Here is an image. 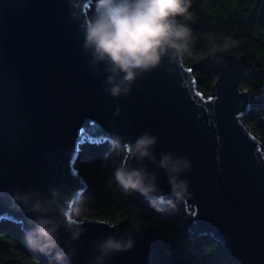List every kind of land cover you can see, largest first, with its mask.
<instances>
[{
  "label": "water",
  "instance_id": "obj_1",
  "mask_svg": "<svg viewBox=\"0 0 264 264\" xmlns=\"http://www.w3.org/2000/svg\"><path fill=\"white\" fill-rule=\"evenodd\" d=\"M93 4L0 0V223L10 222L24 234L34 214L15 206L13 193L48 195L51 187L85 193L77 170L85 145L110 147L113 134L134 142L148 131L157 137V160L162 152L175 153L192 165L181 174L190 193L179 201L187 230L219 242L233 264H264V152L243 122L251 103L239 84L244 57L230 50L218 53L223 63L211 59L218 79L209 96L199 91L192 68L165 58L129 94L113 98L103 88V65L95 75L82 47ZM144 166L156 173L159 189L171 200L165 171L150 161ZM67 223L84 232L72 241L70 231L60 228L62 245L76 249L66 264H91L93 242L126 231L135 246L109 264H151L160 241L154 227L129 219L110 224L86 218L80 225L68 217Z\"/></svg>",
  "mask_w": 264,
  "mask_h": 264
},
{
  "label": "clouds",
  "instance_id": "obj_2",
  "mask_svg": "<svg viewBox=\"0 0 264 264\" xmlns=\"http://www.w3.org/2000/svg\"><path fill=\"white\" fill-rule=\"evenodd\" d=\"M192 0H94V14L83 26L82 47L91 56L90 65L94 74H100L103 65L105 76L103 88L113 98L126 96L133 84L144 74L151 72L167 58L183 62L185 56L197 61L212 59L223 63L218 53H226L239 46V41L230 36L218 38L211 33L204 34L205 44L196 49L199 37L189 22L195 23L190 12ZM218 39L222 42H218ZM118 111V110H117ZM157 137L148 131L134 142L125 141L113 134L109 145L111 152L123 153L124 161L115 168V180L125 192H139L157 211L165 205L172 206L190 196L188 181L181 174L192 171L186 156L175 153H160L157 160L153 149ZM108 159L107 154L104 157ZM135 161L138 166L127 163ZM145 161L154 163L165 171L170 186V197L165 198L158 187L155 172H149ZM12 203L18 208L33 213L30 227L24 230L26 246L49 258V264H66L76 249L62 245L60 228L70 231L71 240H79L83 227L70 229L68 217L82 225L90 211L84 193L79 189L70 191L51 187L48 195L39 192H20L11 195ZM56 213L53 217L50 213ZM137 232L139 226H133ZM135 246V239L126 231L124 236L109 235L99 242H93L94 259L91 264H109L117 253L128 252Z\"/></svg>",
  "mask_w": 264,
  "mask_h": 264
},
{
  "label": "trees",
  "instance_id": "obj_3",
  "mask_svg": "<svg viewBox=\"0 0 264 264\" xmlns=\"http://www.w3.org/2000/svg\"><path fill=\"white\" fill-rule=\"evenodd\" d=\"M189 10L196 18L195 23H189L199 37L198 51L205 44V33L218 38L230 36L240 42L231 50L244 57L239 84L249 92L251 103L243 122L260 141L264 152V0H192ZM183 62L192 68L199 91L211 95L218 79L211 59L197 61L185 56ZM119 155L123 153L111 152L110 147H83L77 170L87 185L84 196L90 211L83 214L86 218L110 224L129 219L134 224L154 227L160 241L151 264H233L219 242L207 236L197 237L187 230V212L182 202L161 212L139 192L120 188L114 175L121 164ZM0 264H49V260L30 250L22 231L3 221Z\"/></svg>",
  "mask_w": 264,
  "mask_h": 264
},
{
  "label": "rangeland",
  "instance_id": "obj_4",
  "mask_svg": "<svg viewBox=\"0 0 264 264\" xmlns=\"http://www.w3.org/2000/svg\"><path fill=\"white\" fill-rule=\"evenodd\" d=\"M93 3H94V0H93ZM93 6H94V4H93ZM93 6L90 7V11H89V12H90V15H91V12H92Z\"/></svg>",
  "mask_w": 264,
  "mask_h": 264
}]
</instances>
